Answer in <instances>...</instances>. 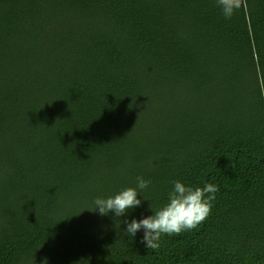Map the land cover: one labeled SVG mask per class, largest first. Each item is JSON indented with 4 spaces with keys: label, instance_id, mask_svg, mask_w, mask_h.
<instances>
[{
    "label": "trees",
    "instance_id": "16d2710c",
    "mask_svg": "<svg viewBox=\"0 0 264 264\" xmlns=\"http://www.w3.org/2000/svg\"><path fill=\"white\" fill-rule=\"evenodd\" d=\"M230 6L0 0V264H264V0ZM173 181L219 191L153 251L123 221Z\"/></svg>",
    "mask_w": 264,
    "mask_h": 264
},
{
    "label": "clouds",
    "instance_id": "9594fccd",
    "mask_svg": "<svg viewBox=\"0 0 264 264\" xmlns=\"http://www.w3.org/2000/svg\"><path fill=\"white\" fill-rule=\"evenodd\" d=\"M232 0H219L224 6L226 16L230 17L233 8ZM150 180L137 177V187L127 188L108 198H96L95 208L101 216L114 213L116 217L126 216L127 213L141 205L138 190H145L150 185ZM174 187L168 195V202L152 215L139 221L133 219L130 223L125 219L126 233L131 237L143 230L142 243L153 251L160 247L162 238L179 235L184 231L195 229L207 219L212 208V201L216 198L219 188L215 184H205L203 187L186 186L180 181L172 182ZM46 264V261L42 262Z\"/></svg>",
    "mask_w": 264,
    "mask_h": 264
},
{
    "label": "rangeland",
    "instance_id": "374dc122",
    "mask_svg": "<svg viewBox=\"0 0 264 264\" xmlns=\"http://www.w3.org/2000/svg\"><path fill=\"white\" fill-rule=\"evenodd\" d=\"M72 52H74V49H72Z\"/></svg>",
    "mask_w": 264,
    "mask_h": 264
}]
</instances>
